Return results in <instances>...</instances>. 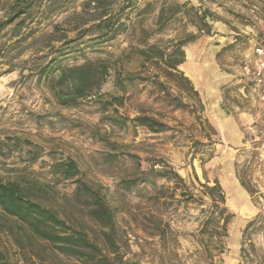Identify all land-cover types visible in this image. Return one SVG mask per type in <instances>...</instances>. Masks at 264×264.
I'll return each mask as SVG.
<instances>
[{
	"label": "rangeland",
	"instance_id": "374dc122",
	"mask_svg": "<svg viewBox=\"0 0 264 264\" xmlns=\"http://www.w3.org/2000/svg\"><path fill=\"white\" fill-rule=\"evenodd\" d=\"M87 1L0 0V22L12 18L0 32L2 178H24L47 188L52 200L45 199V204L59 207L75 185L57 182L51 166L67 158L75 160L82 179L101 185L116 209L124 264H264V164L256 149L259 141L247 132L260 117L244 75L254 46L264 40V0H133L134 7L125 10L127 28L102 43L91 41L94 30L81 33L94 20L92 10H85ZM112 1L114 9L125 3ZM171 2H188V8L207 9L215 18H206L212 26L210 35L201 34L183 47L185 60L179 66L199 98L178 75L165 78L163 65H141L136 51L152 43L170 47L184 32H196L180 15L159 26V8ZM18 11L26 13L18 17ZM68 40L74 41L66 44ZM67 48L72 49L57 60L61 67L98 59L112 64L99 91L66 107L57 102L39 71ZM208 49L214 73L223 77L217 89L218 109L211 107L205 89V79L211 78L202 64ZM118 71L121 78L132 81L117 86ZM111 96L122 97V103L105 107L103 101ZM179 101L184 107H175ZM139 114L165 123V130L153 133L132 121L119 126L106 119ZM137 163L145 171L151 165L170 166L183 183L150 174L145 183L123 188L121 180L136 174ZM235 170L251 193L240 185ZM215 179L233 214L223 249L212 229L211 201L199 185ZM79 215L85 231L96 237L97 224ZM18 231V223L0 213V250L9 264H81L40 241L32 249L43 250L42 260L28 248L20 250Z\"/></svg>",
	"mask_w": 264,
	"mask_h": 264
},
{
	"label": "trees",
	"instance_id": "16d2710c",
	"mask_svg": "<svg viewBox=\"0 0 264 264\" xmlns=\"http://www.w3.org/2000/svg\"><path fill=\"white\" fill-rule=\"evenodd\" d=\"M113 2L112 0H88L84 4L86 5L85 10H92L94 20L93 24L84 28L81 33L87 34L91 30L96 31L91 41L99 43L110 41L127 28L128 12L125 10H131L134 7V1L125 0V3L117 9H114ZM150 6L151 2H147L146 7ZM190 9L193 12L190 13ZM25 13L26 11H18V17ZM178 15L186 17L188 22L196 28V32H184L171 42L170 47L152 43L144 48L136 49V51L141 59V65L144 66L148 63L163 65L162 71L165 78L169 75H178L189 84V88L199 98L198 91L179 70V66L185 60L183 47L201 34L210 35L212 26L209 24V20L215 18L207 9H196L193 6L188 8V2H171L163 4L159 8L157 23L163 27L178 18ZM207 17L209 20H206ZM11 19L8 18L0 22V32L12 22ZM72 41L74 40H68L65 43L68 44ZM69 49L72 48H67L57 57L54 56L39 71V77L42 76L43 79H46L57 102L66 107L73 106L78 100L91 97L94 91H99L109 76L112 64L107 59H98L76 66L61 67L60 62L57 61L58 57H63ZM116 64L117 62L113 63V65ZM56 72L57 75L54 74ZM121 73L117 72L115 83L117 86L123 87L126 80L132 81V79L130 77L121 78ZM160 84L163 85L162 82ZM121 103L122 97L118 96H111L109 100L103 101L105 107ZM175 107L181 108L184 107V104L179 101ZM106 119L119 126H124L127 121H132L153 133L164 131L166 127L165 123L144 114L136 115L133 118L110 115ZM136 166V174L121 180L123 188L130 189L139 183H145L149 180L148 175L150 174L166 180H174L175 183H183V178L170 166L155 169L151 165L146 171L140 170V164L137 163ZM51 173L57 182L70 181L75 185L71 197L63 196L64 203H61L59 207L45 204V199L46 201L52 200L47 188L37 186L24 178L4 180L0 175V213L18 223L21 230L16 235L18 248L20 250L28 248L42 260L43 250L40 247L37 251L32 249V246L40 241L49 245L56 254L76 260L81 264H124V252L116 222V209L107 201L106 194L102 191L103 187L83 180L77 162L72 158L53 163ZM235 174L240 185L251 193L238 170H235ZM199 185L202 187V193L211 201L212 215H214L211 218L212 229L217 245L223 249L222 239L227 235L226 227L233 214L226 208L225 193L217 179L212 184L206 181L199 182ZM182 195L186 197L185 199L189 197L186 192H182ZM79 214L97 224L99 230L96 237H91L85 231L84 220L79 217ZM251 223V221L247 223L245 228ZM10 231L13 233L12 229ZM0 263L9 264L6 254L2 250H0Z\"/></svg>",
	"mask_w": 264,
	"mask_h": 264
},
{
	"label": "built area",
	"instance_id": "2783aa9c",
	"mask_svg": "<svg viewBox=\"0 0 264 264\" xmlns=\"http://www.w3.org/2000/svg\"><path fill=\"white\" fill-rule=\"evenodd\" d=\"M244 75L256 97L260 117L259 124L251 123L247 132L253 140L259 141L256 149L259 160L264 164V40L254 46L252 59L244 67Z\"/></svg>",
	"mask_w": 264,
	"mask_h": 264
},
{
	"label": "bare ground",
	"instance_id": "6f19581e",
	"mask_svg": "<svg viewBox=\"0 0 264 264\" xmlns=\"http://www.w3.org/2000/svg\"><path fill=\"white\" fill-rule=\"evenodd\" d=\"M213 49V48H212ZM210 51H208L206 53V55L204 56L203 59V67L204 69L207 71V73L210 75L211 78H206L204 83H205V89H206V94L208 95V99L210 102V105L213 109H218V84L221 82V79L223 77H220L218 74L214 73L213 69H212V54H211V49H208ZM213 51V50H212ZM191 56V55H190ZM189 57V56H188ZM189 60V58H188ZM192 61V60H191ZM191 65V64H190ZM187 66V65H186ZM188 67V66H187ZM187 69V68H186ZM190 69V68H189ZM219 113V112H218ZM226 124V123H225ZM234 138L233 135H231V139ZM226 172L227 174L230 173V167L226 168ZM227 176H231V175H227ZM230 179L232 180V178L230 177ZM232 184L234 187V191L237 192V187L236 184L234 183V181L232 180ZM237 194V193H236ZM239 199H243V195L242 197L240 196L241 194H237ZM241 199V200H242Z\"/></svg>",
	"mask_w": 264,
	"mask_h": 264
},
{
	"label": "crops",
	"instance_id": "0c3cea01",
	"mask_svg": "<svg viewBox=\"0 0 264 264\" xmlns=\"http://www.w3.org/2000/svg\"><path fill=\"white\" fill-rule=\"evenodd\" d=\"M237 182V181H236ZM238 184V183H237ZM238 189L240 190L241 194H244V192H242V189H240L239 185H238Z\"/></svg>",
	"mask_w": 264,
	"mask_h": 264
}]
</instances>
